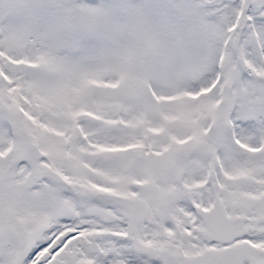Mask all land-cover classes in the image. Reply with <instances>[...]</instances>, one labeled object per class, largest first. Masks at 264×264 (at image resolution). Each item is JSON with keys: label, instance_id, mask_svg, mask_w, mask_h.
Returning <instances> with one entry per match:
<instances>
[{"label": "snow or ice", "instance_id": "snow-or-ice-1", "mask_svg": "<svg viewBox=\"0 0 264 264\" xmlns=\"http://www.w3.org/2000/svg\"><path fill=\"white\" fill-rule=\"evenodd\" d=\"M0 264H264V0H0Z\"/></svg>", "mask_w": 264, "mask_h": 264}]
</instances>
